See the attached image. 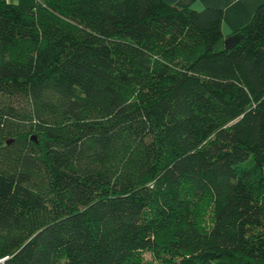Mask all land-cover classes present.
<instances>
[{"label": "trees", "instance_id": "1", "mask_svg": "<svg viewBox=\"0 0 264 264\" xmlns=\"http://www.w3.org/2000/svg\"><path fill=\"white\" fill-rule=\"evenodd\" d=\"M36 2L0 0V264H264V3L218 50L221 9Z\"/></svg>", "mask_w": 264, "mask_h": 264}, {"label": "crops", "instance_id": "2", "mask_svg": "<svg viewBox=\"0 0 264 264\" xmlns=\"http://www.w3.org/2000/svg\"><path fill=\"white\" fill-rule=\"evenodd\" d=\"M14 4H19L26 7L36 5V0H7ZM166 2L177 6L178 8H190L196 10H205V8L221 9L224 12L222 18L221 31L224 38L219 45L224 47L223 41L228 36L230 37L239 28H243L255 14L259 4L264 3V0H165Z\"/></svg>", "mask_w": 264, "mask_h": 264}, {"label": "water", "instance_id": "3", "mask_svg": "<svg viewBox=\"0 0 264 264\" xmlns=\"http://www.w3.org/2000/svg\"><path fill=\"white\" fill-rule=\"evenodd\" d=\"M241 38V34L240 33H235L233 35H231L230 37L228 36L227 38H225V40L223 41V45L225 49H232V47L235 45V43L237 41H239ZM31 138L34 140L35 139V135L31 136ZM9 143V139L7 141Z\"/></svg>", "mask_w": 264, "mask_h": 264}, {"label": "rangeland", "instance_id": "4", "mask_svg": "<svg viewBox=\"0 0 264 264\" xmlns=\"http://www.w3.org/2000/svg\"><path fill=\"white\" fill-rule=\"evenodd\" d=\"M223 48H224V47H222V46H220V45L217 47L218 50H219V49H223ZM144 255H145V257L148 258V259L151 258V255H150L149 251L144 252Z\"/></svg>", "mask_w": 264, "mask_h": 264}]
</instances>
